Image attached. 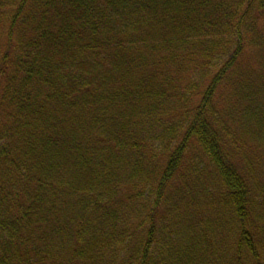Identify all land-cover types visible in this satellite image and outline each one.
I'll use <instances>...</instances> for the list:
<instances>
[{"label": "trees", "instance_id": "trees-1", "mask_svg": "<svg viewBox=\"0 0 264 264\" xmlns=\"http://www.w3.org/2000/svg\"><path fill=\"white\" fill-rule=\"evenodd\" d=\"M0 264H264V0H0Z\"/></svg>", "mask_w": 264, "mask_h": 264}, {"label": "rangeland", "instance_id": "rangeland-1", "mask_svg": "<svg viewBox=\"0 0 264 264\" xmlns=\"http://www.w3.org/2000/svg\"><path fill=\"white\" fill-rule=\"evenodd\" d=\"M210 215H211V213H210ZM211 216H214V214H212ZM211 216L209 217V220L207 221V218L208 217L206 215H204V220H203V222L205 223L204 224V226H205L204 228H206L207 230H208V226L211 223H213V221L211 222V218H212ZM221 216H227V215H226L225 212H221ZM163 221H165V223L167 225L169 224L168 226L171 228V230H170L171 233L176 232V234H177V231H180L181 234H182V231H185L186 230V223H175V224H173L172 223L173 221L170 218L164 219ZM170 232H167V231L161 232V234L158 235V237L160 239H158V241L155 243V246H158L159 247L162 244L166 243L165 240H168L169 238H171L170 237Z\"/></svg>", "mask_w": 264, "mask_h": 264}]
</instances>
